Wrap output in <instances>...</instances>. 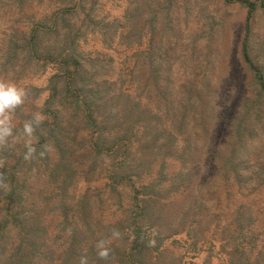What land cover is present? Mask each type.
I'll use <instances>...</instances> for the list:
<instances>
[{"label": "rangeland", "instance_id": "374dc122", "mask_svg": "<svg viewBox=\"0 0 264 264\" xmlns=\"http://www.w3.org/2000/svg\"><path fill=\"white\" fill-rule=\"evenodd\" d=\"M162 1L0 0V79L15 81L28 90L25 102L13 113L15 127L25 122L16 115L20 112L30 117L41 113L45 118L42 110L49 98L48 89L54 76L64 71L57 61L30 60L26 40L39 24H47L51 29L46 37L44 33L39 36L45 43H55L54 39L69 32L71 37L78 36L75 48L85 70L115 82L112 87L116 90L134 94L135 102H140V113L142 106L151 109L142 116L147 127L137 124L134 143L123 150L128 165L124 175L130 174L132 178H125L116 189H111L109 179L102 175L107 174L103 169L104 173L91 180L80 177L70 188L68 214L60 206L57 211L42 207L51 242L58 252L73 227H79L81 237L92 236L90 244L98 247L90 249L91 254H99L105 242L121 251L128 249L127 237L133 238L132 218L141 208L140 200L156 193L155 212L162 216L157 226L150 227L151 232L156 230L151 234L152 244L162 252L154 258L156 264H228L221 240L227 241L225 246L229 248L230 237L225 229L231 222L230 228L234 227L232 218L236 210L244 204L256 218L264 210V187L257 192H251L252 187L239 191L234 174L225 173L224 168L211 179L213 155L219 149L217 162L221 159L224 163L226 155L232 153V147L223 144L231 133L230 125L240 102L247 91L251 94L253 90L250 73L242 65L241 57L247 9L236 0H171L158 16L157 32L149 41L151 29L144 27L146 12L150 7H160L158 3ZM133 2L137 12L133 19L126 20L127 9ZM256 17L252 38L257 43L255 51L264 57V12ZM206 40L213 47L206 49ZM151 60L160 64L158 79ZM185 85L197 86L204 92L193 98L201 102L202 122L195 134L192 105L187 99L191 89H196L190 88L187 94L183 90ZM150 86L151 93L147 91ZM33 88L42 93L37 94ZM259 126L256 125L253 137L243 140L244 147L242 142L236 148L237 159L243 162V176L250 177L252 173L255 176L254 172L264 166V131ZM155 140L158 145H154ZM11 143L17 151L29 141L23 135ZM47 151L55 160L54 148H47L46 154ZM192 151L193 158L188 154ZM142 158L150 164L143 163ZM101 162L105 168L109 160ZM38 166L28 173L26 190L41 191L51 198L56 194L55 184L43 175V169L38 171ZM176 174L183 175L174 177ZM84 196L91 203L80 206L77 201ZM85 210L94 235L82 226ZM65 219L70 222L68 226L63 225ZM263 227L260 219L254 229ZM98 239L102 241L100 244L92 243ZM236 240L246 242V237Z\"/></svg>", "mask_w": 264, "mask_h": 264}, {"label": "trees", "instance_id": "16d2710c", "mask_svg": "<svg viewBox=\"0 0 264 264\" xmlns=\"http://www.w3.org/2000/svg\"><path fill=\"white\" fill-rule=\"evenodd\" d=\"M169 2L171 0H163L161 4L158 3L160 7H150V11L146 12L147 21L144 27L147 30L151 29L149 41L153 40V36L155 37L158 16L165 11L164 5ZM234 2L247 9L245 36L241 41V57L242 65L250 73L253 90L251 94L247 91L240 102L237 114L230 125L231 133L223 144L224 146L229 144L232 147V153L229 156L226 155L224 163L221 159L220 163L217 162L219 149L213 155L211 179L221 172V168H224L225 173L234 174V183L238 185L239 191L252 187L251 192H257L259 188L264 187V166L254 172L255 176L253 173L250 177L243 176V162L238 161L237 152L239 151H236V148L243 140L257 133L256 125L259 124L260 130L264 131V57L261 56L260 51L258 53L255 51L257 43L252 38L256 16L264 12V0ZM133 3L134 5L130 4L127 9L126 20L133 19L137 12V6L135 2ZM67 12L68 10L64 11L66 14ZM59 18L60 16L57 19ZM49 30L51 29L47 27V24H39L32 31V36L26 40L30 60L39 61L44 58L57 61L64 69L52 80L48 89L49 98L42 110L45 118L42 119L31 138L30 142L36 152L32 158L26 160L24 157L27 146L17 151L11 147V140L23 136V124L31 119L22 112L16 115L25 122L18 123V126L14 128L13 136L9 137L6 143L0 144V264H82V261L84 264H156L154 258L162 255L159 247L152 244L151 234L156 230L150 231V227L157 226L162 217L160 213L155 212L156 193L140 200L141 208L136 217L132 218L133 238L127 237L130 240L128 249L121 251L118 246L105 242L101 243L103 245L101 252L106 251V256H101V252L91 254L90 249L94 250L98 246L90 244L89 238L92 236L81 237L79 227L71 228L60 252L56 249V244L51 242L49 225L41 213L42 207L46 206L50 211H57L56 209L60 206L65 214H68L70 210H66V207L70 199V188L80 177L91 180L94 176L104 173L103 169L107 174L102 175L103 177L106 175L109 179L111 189H116L125 178H132L130 174L124 175L125 167L128 165L127 158H123V150H127L134 143L137 124L147 127L142 116L147 111L151 112V109L142 106L143 111L140 113V108L138 109L140 102H135L134 94L116 90L112 87L116 85L115 82L87 72L83 61L78 59L79 53L75 48L78 36L71 37L69 32L65 36L62 34L54 39L57 40L55 43H45L44 38L39 36L44 33L43 37H46ZM208 43L209 40H206V49L209 46L213 47ZM151 62L156 71L155 77L158 79L160 76L157 72H159L160 64L156 60ZM183 88L187 94L190 88L196 89V91L191 89L187 99L192 105L191 123L195 134L199 131L198 123L202 122H200L201 102L193 101V98L203 95L204 92L194 85L190 87L185 85ZM160 89L156 92L158 93ZM33 90L37 94L42 93L39 88H33ZM147 91L151 93L152 87H147ZM134 103L135 106L132 105ZM189 109L191 111V106ZM185 115L188 116V114ZM176 119L180 118L176 116ZM233 138L236 142L232 141ZM153 143L158 145L157 140ZM244 146L245 142H243ZM47 148H54L55 160L52 161L49 151L45 153ZM41 152L44 154L40 155ZM183 152L186 153V148ZM188 154L193 158L195 152H188ZM157 155L156 150V157ZM107 158L108 166L102 168L101 160H107ZM153 159L156 158L153 157ZM145 161L143 159V163ZM148 163L150 164V161ZM37 165H40L38 171L42 172L43 169V175L49 177L55 184L56 194L51 198L41 194V191L31 193L30 188L26 190L28 173L34 171ZM182 175L176 174L174 177ZM160 183V181L157 182V188L160 187ZM90 200L89 197L84 196L77 202L80 206L88 205L91 203ZM202 213L205 212L202 211ZM82 214L86 216L82 218V226H86L94 235V228L86 215V210ZM193 215L197 214L194 212ZM260 219L264 222V210L256 218L250 209H246V205L242 204L238 207L232 218L234 227L230 228L232 222L230 227L225 226L230 237L229 248L225 246L227 241L221 240V249L224 250L228 264H264V229H254ZM69 223V220L65 219L63 225L68 226ZM241 236L246 237V242L236 240ZM94 242L100 244L102 241L98 239L92 243Z\"/></svg>", "mask_w": 264, "mask_h": 264}, {"label": "clouds", "instance_id": "9594fccd", "mask_svg": "<svg viewBox=\"0 0 264 264\" xmlns=\"http://www.w3.org/2000/svg\"><path fill=\"white\" fill-rule=\"evenodd\" d=\"M28 95V90L15 81L0 79V144L6 143L9 137L13 136L15 125L12 122V116L15 110L21 106ZM43 116L41 113H35L30 120L23 124V135L28 138L29 143L25 159H30L36 152V149L31 144V138L36 128L42 122ZM44 153L41 152L40 155ZM101 256H106L107 252L102 251ZM82 264L84 262L82 261Z\"/></svg>", "mask_w": 264, "mask_h": 264}]
</instances>
